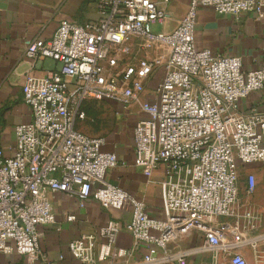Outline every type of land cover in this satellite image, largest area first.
Returning a JSON list of instances; mask_svg holds the SVG:
<instances>
[{
  "label": "built area",
  "instance_id": "built-area-1",
  "mask_svg": "<svg viewBox=\"0 0 264 264\" xmlns=\"http://www.w3.org/2000/svg\"><path fill=\"white\" fill-rule=\"evenodd\" d=\"M187 1V14L171 32L155 31L169 19L170 0H98V20L64 23L50 40L24 41L32 65L51 59L60 68L26 76L23 100L33 119L15 128L8 153L0 150V255L15 250L32 263L46 261L39 228L57 224L52 197L65 194L80 208L92 196L106 209L132 208L125 230L134 246H117L123 229L110 221L69 243L81 264H188L191 253L172 248L193 232L203 237L200 250L213 254L212 264H250L242 254L247 249L264 264V233L253 234L254 214L239 202L241 168L264 162V115L237 110L264 88V65L246 73L240 58L199 50L195 42L201 8L237 18L261 14L264 0ZM135 50L158 54L137 58ZM158 74L153 101L145 102ZM93 102L140 108L133 166L149 177L165 167V220L108 182L119 157L103 151V137L77 128ZM245 185L252 195L256 176L249 174ZM141 248L145 254L138 256Z\"/></svg>",
  "mask_w": 264,
  "mask_h": 264
},
{
  "label": "crops",
  "instance_id": "crops-1",
  "mask_svg": "<svg viewBox=\"0 0 264 264\" xmlns=\"http://www.w3.org/2000/svg\"><path fill=\"white\" fill-rule=\"evenodd\" d=\"M98 0H0V150L10 151L15 142V128L31 123V108L23 100V85L26 76L41 77L46 71L60 68L51 59H38L34 65L24 56L25 40H50L64 23L83 24L100 18ZM187 0H170L167 11L169 19L160 31L171 32L185 17L188 11ZM196 47L209 50L214 55L240 58L244 72H255L264 65V10L261 14L246 13L240 17L223 16L210 8H201L197 15L195 33ZM137 58L152 57V53L135 50ZM161 79L155 76L147 85L145 102L153 101V94ZM96 106L106 114H112L103 151L119 157L120 165L110 170L107 180L145 202L148 214L155 219L165 220L164 194L160 182L165 178V167L156 169L152 176L145 175L133 166L135 159L134 128L144 118L138 106L125 109L115 102H98ZM238 113L248 117L253 113L264 115V88L255 91L238 103ZM125 163V166L122 165ZM241 174L256 176L257 187L252 195L241 184V195H247L243 209L254 214V235L264 233V162L241 168ZM57 224L41 227L40 248L46 261L30 262L27 257L15 250L0 255V264H81L69 251V243L85 234H92L106 226L110 221H118L122 232L117 246L131 249L134 246L132 235L125 230L131 219L130 204L122 210L106 209L93 196L80 208L76 198L65 194L52 197ZM76 220L68 222L69 215ZM203 237L193 232L180 239L172 248L174 252H190L188 264H212L213 254L202 252ZM260 252H264V246ZM145 254L139 249L138 256ZM250 264H258L254 253L247 249L242 252ZM62 257V258H61Z\"/></svg>",
  "mask_w": 264,
  "mask_h": 264
},
{
  "label": "rangeland",
  "instance_id": "rangeland-1",
  "mask_svg": "<svg viewBox=\"0 0 264 264\" xmlns=\"http://www.w3.org/2000/svg\"><path fill=\"white\" fill-rule=\"evenodd\" d=\"M155 31L159 32V27L155 28ZM148 52L154 53L152 57H155L158 54V52L153 50H148ZM95 103L98 102H93L87 106V118L84 121L79 122L77 128L78 130L84 132L86 135L92 137H103L104 135H107L110 129L108 127H112L110 125L114 121V116L112 114H106L105 111H100V109L96 106ZM247 176L248 175L246 174H241V184L246 183ZM246 197L247 195H241L239 202L242 204L243 201H245Z\"/></svg>",
  "mask_w": 264,
  "mask_h": 264
},
{
  "label": "trees",
  "instance_id": "trees-1",
  "mask_svg": "<svg viewBox=\"0 0 264 264\" xmlns=\"http://www.w3.org/2000/svg\"><path fill=\"white\" fill-rule=\"evenodd\" d=\"M85 112H87V106H86V108H85Z\"/></svg>",
  "mask_w": 264,
  "mask_h": 264
}]
</instances>
